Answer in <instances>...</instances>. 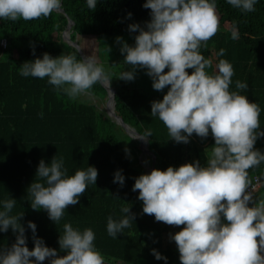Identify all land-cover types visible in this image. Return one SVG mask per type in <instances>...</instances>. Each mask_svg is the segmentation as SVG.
Instances as JSON below:
<instances>
[{
    "label": "clouds",
    "instance_id": "1",
    "mask_svg": "<svg viewBox=\"0 0 264 264\" xmlns=\"http://www.w3.org/2000/svg\"><path fill=\"white\" fill-rule=\"evenodd\" d=\"M225 2L248 13L255 11L259 0ZM98 3L86 0L91 11ZM143 7L151 10V19L145 27L129 25V32L139 33L134 46L116 38L124 65L131 66L119 79L131 82L138 70H146L155 91L168 89L162 100L152 102L150 115L165 125L171 140L188 144L194 134L202 139L211 134L215 143L203 165L197 160L178 168L153 169L135 178L132 191L139 192L142 214L154 216L156 222L185 226L169 236L180 253V264H264V201L257 202L248 180V170L264 163V150L256 147L264 138L260 108L240 94L247 90V83L237 81V91H230L234 70L227 60H220L216 73L210 75L206 70L213 62L200 51L219 28L216 0H147ZM61 9L62 0H0V20L32 21ZM131 16L129 13L128 18ZM232 39H239L235 26ZM32 54H36L34 48ZM218 55L224 56L225 50ZM18 69L25 78H46L73 101L88 95L97 83L110 88L112 81L93 54L77 60L72 54L53 57L44 53L42 59L25 62ZM188 69L194 71L189 74ZM149 137L150 130L136 139L147 142ZM97 179L94 166L69 175L62 159L55 157L50 164L41 160L36 179L27 189L31 208L46 210L57 225L68 206L77 205ZM125 180L122 170L114 174L113 183L123 186ZM16 202L13 198L0 200V232L11 229L16 236L10 247H0V264H43L46 260L49 264H105L95 248L93 230L81 232L70 223L64 225L58 241L66 256L59 257L56 249L37 237V225L32 221L27 229L32 231L35 247L29 250L27 229L21 223L24 214L11 215ZM121 213L119 221L107 217V233L113 239L136 218L131 208H121ZM152 255L168 264L159 251L153 249Z\"/></svg>",
    "mask_w": 264,
    "mask_h": 264
},
{
    "label": "trees",
    "instance_id": "2",
    "mask_svg": "<svg viewBox=\"0 0 264 264\" xmlns=\"http://www.w3.org/2000/svg\"><path fill=\"white\" fill-rule=\"evenodd\" d=\"M146 2L99 0L96 10L91 11L86 0H62L65 13L53 12L47 18L32 21L0 20V46L3 39L8 41L0 51V200L15 199L11 215L24 214L21 223L26 229L29 221L34 222L37 237L56 249L58 256L67 255L60 251L58 241L64 225L70 223L81 232L88 228L93 230L95 248L104 257L105 264H164L152 255L153 249L167 257L168 264H180V253L169 236L185 226L156 222L154 216L142 214L139 192L132 191L135 178L148 174L140 162L139 141L92 102L73 101L49 85L46 78H25L18 69L25 62L42 59L44 53L53 57L64 54L63 33L68 17L74 21L73 40L92 35H138L128 29L131 24L145 27L150 21L151 10L143 7ZM254 7L255 11L244 13L225 0H216L221 25L217 33L201 45L200 51L213 62V67L206 70L210 75L216 73L220 60H227L233 66L230 91H237V81L247 83V90H240V94L259 106L261 130H264V0H259ZM129 13L132 14L130 19ZM234 26L239 33L237 40L232 39ZM71 49V54L80 60L79 51L73 46ZM221 49L225 50L222 57L218 55ZM167 71L166 68L165 73ZM187 71L191 74L194 70ZM119 86L115 88L116 112L141 134L152 132L149 147L156 157L155 169L178 168L197 160L202 165L206 163V154L215 143L211 134L206 139L194 134L190 143L177 144L171 140L165 125L151 117L152 102L162 100L167 88L163 92L129 89L124 81ZM92 89L104 90V85L97 83ZM256 147L264 150V138L257 141ZM55 157L64 161L69 175L78 170L86 171L88 166L98 169L96 185L89 184L79 197V203L69 205L57 225L49 219L46 210H33L27 195L41 160L50 164ZM118 170H122L126 178L123 186L113 183ZM256 175L264 179V163L248 170L250 183ZM255 199L264 201V183ZM124 207L131 208L135 221L113 239L107 233V217L119 221ZM26 235L27 246L32 250L35 247L32 231L27 229ZM15 240L11 229L7 233L0 232V247H10Z\"/></svg>",
    "mask_w": 264,
    "mask_h": 264
},
{
    "label": "rangeland",
    "instance_id": "3",
    "mask_svg": "<svg viewBox=\"0 0 264 264\" xmlns=\"http://www.w3.org/2000/svg\"><path fill=\"white\" fill-rule=\"evenodd\" d=\"M219 18V13L216 11ZM219 21V27H220ZM122 37L130 46L135 44V36L132 35H118V36H108V35H92L81 37L77 40L81 52L77 49L81 57H87L90 55H95L98 62L105 68V71L111 74V86L113 88H119L120 82L124 80L119 79L123 71H130V65H124L123 61L125 57L121 54V45L116 43V38ZM4 48L0 46V51ZM73 51L71 49V44L65 42L64 54H71ZM124 84L129 89L139 88L155 91L152 87V79L146 75V70H138L136 78L134 81H124ZM157 92V91H156ZM79 100L83 102H92L99 110L107 112L109 108V96L107 88L104 86L103 89H91L89 94L82 96ZM150 160V159H149ZM149 160H145L146 163H150ZM174 242V241H172ZM63 257V256H59ZM43 264H49L48 260L44 261ZM121 264V263H120Z\"/></svg>",
    "mask_w": 264,
    "mask_h": 264
},
{
    "label": "water",
    "instance_id": "4",
    "mask_svg": "<svg viewBox=\"0 0 264 264\" xmlns=\"http://www.w3.org/2000/svg\"><path fill=\"white\" fill-rule=\"evenodd\" d=\"M62 13H65V10L62 8L61 11ZM68 25L63 33V40L65 42H68L71 44V46L75 47L76 49H79L81 52V48L77 42V40H73L71 37V32H72V26L74 24V21L68 17ZM108 91V96L110 98L109 100V108L107 110V113L109 116L116 121L118 124H120L122 127L125 128L127 133L135 140L139 141L140 146H141V155H140V162L144 165L146 168L148 174L155 169V161L156 157L155 155L151 152L150 147H149V138L148 141H141L139 139H136L138 137L143 136V134L139 133L133 126L130 124L126 123L123 118H121L117 112H116V103H115V94H116V89L113 88L112 86L110 88L106 87ZM149 157L151 158L152 162L151 163H146L145 160H149Z\"/></svg>",
    "mask_w": 264,
    "mask_h": 264
},
{
    "label": "built area",
    "instance_id": "5",
    "mask_svg": "<svg viewBox=\"0 0 264 264\" xmlns=\"http://www.w3.org/2000/svg\"><path fill=\"white\" fill-rule=\"evenodd\" d=\"M8 41L6 39H3L1 41V45L5 48L7 46ZM264 183V179L261 175H256L254 177V180L250 183L249 187L250 190H253V196L255 197L256 192L258 191V189L260 188V186ZM252 206V205H250ZM257 240H259V237L257 238ZM261 255H264V252L261 253Z\"/></svg>",
    "mask_w": 264,
    "mask_h": 264
},
{
    "label": "bare ground",
    "instance_id": "6",
    "mask_svg": "<svg viewBox=\"0 0 264 264\" xmlns=\"http://www.w3.org/2000/svg\"><path fill=\"white\" fill-rule=\"evenodd\" d=\"M140 133V132H139ZM156 164V163H155Z\"/></svg>",
    "mask_w": 264,
    "mask_h": 264
}]
</instances>
